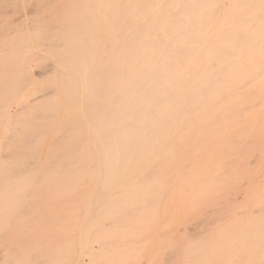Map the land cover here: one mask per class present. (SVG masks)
Listing matches in <instances>:
<instances>
[{"label": "bare ground", "instance_id": "6f19581e", "mask_svg": "<svg viewBox=\"0 0 264 264\" xmlns=\"http://www.w3.org/2000/svg\"><path fill=\"white\" fill-rule=\"evenodd\" d=\"M54 2L38 4L43 6H37L41 13L31 27L35 32L27 31L28 42L23 41L27 55L22 51L23 58L14 50L24 60L13 57L9 67L10 110L4 131L13 133L8 138L13 144L7 141L8 156L0 158V237L6 229L10 232L3 235H11L14 225L28 217L27 207L35 204L42 207L39 221L65 224L59 233L76 232L83 248L95 238L99 220L105 229L107 221L145 211L149 200L169 191L181 161L213 152L208 144H229L247 136V123L254 127L257 120L244 121L235 102L234 79L237 74L238 90L241 80L256 75L250 63L263 44L264 0ZM35 52L53 62L46 66L42 54L37 55L42 60L37 63L44 65L37 69L39 75L53 78L51 90L31 78ZM174 159L179 162L171 163ZM147 213L136 226L145 223ZM244 224L238 232L222 235L234 244L223 253L230 261L222 259L221 264H264V214ZM206 263L193 257L189 264Z\"/></svg>", "mask_w": 264, "mask_h": 264}, {"label": "rangeland", "instance_id": "374dc122", "mask_svg": "<svg viewBox=\"0 0 264 264\" xmlns=\"http://www.w3.org/2000/svg\"><path fill=\"white\" fill-rule=\"evenodd\" d=\"M40 1L41 0H38L37 3V0H0V117L2 116V121L0 119V124H2L0 126V158H5V156H8L7 151H10L11 144H13L12 140H8V138L12 137L11 134L13 133H7L6 131H4V126L9 120V118L7 117L9 116L10 110L9 102H6L9 98L8 91H10L9 86L11 80V77H9L11 68L9 69V67H11V63L15 61L18 58L17 56L19 55L17 54V56H15L14 50L16 51V53L21 52L20 54H22V51L27 52L28 50L27 46H24L25 44L23 41L26 42L28 40L27 38L29 36L27 34V31H29V35L35 32L33 30L35 28L31 27H35L34 23L39 20L38 15L41 13L39 7L41 8L43 6L38 5L41 3ZM52 1L54 2L57 0H47L48 3L50 2L49 4H52ZM48 3L41 4L46 5ZM54 3L56 4V2ZM37 6H39L38 10ZM19 37L20 39H22L21 41ZM18 40L20 43L19 45L16 43L18 42ZM13 44L19 46H16L17 50L15 49L16 47ZM21 45L24 50L21 48ZM13 47L15 48L13 49ZM261 47L257 49V53L254 55L250 63V68L256 73V75L252 76L247 81L241 80L240 88L238 90L237 84L239 83V79L237 77V74L234 79V82L236 83L235 102L239 104V107L243 110L242 116L244 121L252 120L251 122L253 123L254 119L257 120L254 127H249L247 125L249 123L245 125V129L249 131L247 133V136L236 138L233 143L229 144H208L207 147H209V149H212L213 152H206L203 156H197L193 160L181 161L180 164L182 169H180L176 174L173 175L174 177H172L170 182L169 189H172V192L170 190L162 192L156 198L151 199V201L149 200L148 202L150 203L146 204L147 208L145 211L133 210L134 212H129L130 216L123 217L120 220L118 219L117 222H113L111 220L107 221V223H105V229L101 225L103 221L99 220L96 224L97 226L95 227L97 228L95 238L93 235V239L90 241V243L89 241L86 242V244L82 242L85 245V247L83 248L79 247L82 246V244L81 239H78L76 232H73L71 234L59 233L60 229L66 227L65 224H60L56 221L48 223V221L41 219L39 221V217L37 216H40L42 208L39 205L33 204L32 206L30 205V207L28 206V209L26 210L25 208L21 209V212L25 210L24 214H27L26 217L28 216L27 218L25 217L27 221L24 219L23 221H20L18 225L15 224L16 227H18L16 228L14 225V229L11 232V235H8L10 238L6 235H3L6 233L8 234L10 232L9 229H6V233L1 234V237L4 236V239L0 237V241L2 239V241L0 242V247L3 248V250L0 251V257L4 255V257L2 256L4 259L1 257L2 261H0V264H5L6 262V264H23L24 260H26L27 264H52V262L53 264H184V262L185 264H189L193 257L197 261H207L208 264H221L223 262L222 259L224 261H230L229 258L223 256V253L230 252L234 242H232L233 240L230 238H227L225 240V237L227 236L222 235H224V233H227V231L230 234H232V231L233 233H236L242 228L246 227L244 223H246L250 218L260 220L261 214H264V203H262V197H264V39ZM12 52H14V54ZM24 52L22 54L23 58L27 55V53L25 52V55ZM41 54L42 57H40L43 60H46L43 62L44 64L46 63V66H48L50 62L51 64L53 63L51 60L46 59L43 53L35 52L34 56L36 63H34V65L32 64L35 70L32 69L33 67L31 66L32 70L30 69V74L32 80H35L34 83L37 84L39 82L37 85L45 84L43 88L46 87L44 89H46L47 91V89H52V86L50 89V86H48V84L51 80H53V78L45 76L42 78L39 75L40 71L44 67L43 64H40V62L42 63V60L37 56ZM22 55H19V59L21 60L17 59L18 61L22 62L24 60L22 58ZM13 57H16L14 58L15 60L13 59ZM38 58L40 59L39 63H37V60H39ZM40 65H43L40 67L41 70H37L40 69ZM6 72L8 73V75ZM2 73L5 74L2 75ZM49 78H51V80H49ZM7 83L9 85H7ZM44 89L42 90L44 91ZM4 92L7 94H5ZM1 96H3V98ZM6 109L9 110L7 111ZM2 140L5 144L2 142ZM7 141H11V144H7ZM6 145H8L9 147H6ZM155 162L160 163L161 159ZM173 162L178 163L179 161L177 159H174L173 161H171V163ZM185 166L187 168H185ZM239 167L241 169H239ZM245 201L247 202L245 203ZM249 203H251L252 206H250L251 204L249 205ZM229 210H232L231 213L229 212L230 214L227 213ZM143 212H148L145 215L143 214L147 219V222L145 221L143 225L138 224V226L140 225L139 230L137 229L138 226H136V222ZM252 213L256 214V216ZM234 215H237L238 218ZM239 215L242 217H240ZM246 216L248 218H246ZM160 217L162 218L160 219ZM233 220L235 223L233 222ZM236 221H238L239 223H236ZM122 222L124 225L127 223L124 227H122L127 231L121 229V226H123ZM29 223H31L32 225L34 223V228L32 227V225V228L28 226L30 225ZM81 223V221L77 222L78 227L79 224L81 226ZM112 223L115 224L113 225ZM116 223H118L119 227ZM129 225L133 232H130L132 230L129 228ZM219 225L221 228L219 227ZM146 228H148L149 230ZM48 229H54V231L52 233H48ZM230 229L232 230L230 231ZM101 230H104V234L106 235V237L109 235L107 239H105L106 241L103 239L104 235H101V232H103ZM105 230H107L108 233ZM14 231H16L17 234ZM34 231L36 232L35 234H33ZM114 231L117 234H114ZM120 231H123V233H121ZM144 233L146 236L144 235ZM213 234L214 239L210 237ZM30 235H33L32 238H30ZM66 235L68 236L66 237ZM118 235H121V238L118 237ZM134 235H137L140 239ZM217 235L220 236V238ZM99 236L102 238L101 241L98 240ZM46 237L48 239H45ZM6 239V244H11H4ZM217 239H219L218 242H216ZM103 240L106 243L104 244L103 242L102 244L104 245L101 244ZM17 241L19 243H17ZM77 242L79 243V246ZM157 243H160V247ZM67 244L70 245L68 246ZM205 244H209L210 246H206ZM16 246L18 250H16L18 252V256L19 252L21 251L19 257L16 256V251L13 250L16 249ZM5 247L8 248H6L5 250ZM202 248L204 249V252ZM83 249L84 251L86 250V256ZM240 252L246 251L242 249V251ZM39 253L40 255H38ZM58 253L60 256L62 255V258L58 255ZM79 253L80 255L81 253L82 255L84 254L85 257H83L82 255L80 257ZM11 254L13 255L11 256ZM210 254H212L211 258H209ZM89 255L91 257L93 255V258L95 255V261ZM125 255L129 256H126L125 258ZM10 256L12 257L11 259L9 258ZM68 256L71 259H69ZM89 258H91L93 262ZM171 258L172 262L170 260ZM14 259L15 262L13 263ZM26 262L24 264H26Z\"/></svg>", "mask_w": 264, "mask_h": 264}]
</instances>
